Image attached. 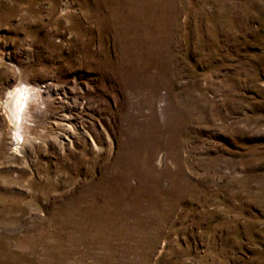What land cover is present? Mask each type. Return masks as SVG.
Listing matches in <instances>:
<instances>
[{
	"label": "rangeland",
	"instance_id": "obj_1",
	"mask_svg": "<svg viewBox=\"0 0 264 264\" xmlns=\"http://www.w3.org/2000/svg\"><path fill=\"white\" fill-rule=\"evenodd\" d=\"M0 264H264V0H0Z\"/></svg>",
	"mask_w": 264,
	"mask_h": 264
},
{
	"label": "bare ground",
	"instance_id": "obj_2",
	"mask_svg": "<svg viewBox=\"0 0 264 264\" xmlns=\"http://www.w3.org/2000/svg\"><path fill=\"white\" fill-rule=\"evenodd\" d=\"M13 93V98L9 101L11 117L14 121H17V124L20 126V128L25 127L26 129H28V127L31 126L29 125L30 120L28 117H30L29 115H32V100L34 99V101H38V99L41 98V95L44 92L39 89L32 90L30 86L24 84L23 86L16 88ZM17 133H19L17 138H22L21 135L23 134L18 131Z\"/></svg>",
	"mask_w": 264,
	"mask_h": 264
}]
</instances>
